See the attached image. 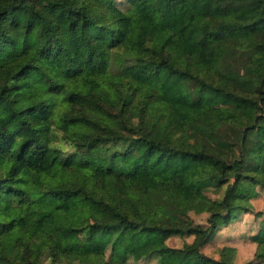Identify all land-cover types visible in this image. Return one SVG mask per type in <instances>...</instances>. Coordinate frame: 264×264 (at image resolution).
I'll return each instance as SVG.
<instances>
[{
	"label": "trees",
	"instance_id": "obj_1",
	"mask_svg": "<svg viewBox=\"0 0 264 264\" xmlns=\"http://www.w3.org/2000/svg\"><path fill=\"white\" fill-rule=\"evenodd\" d=\"M259 52L264 0H1L0 264H264L250 201L264 189ZM118 180L124 200L109 192ZM208 189L220 195L197 222ZM241 212L249 258L224 241Z\"/></svg>",
	"mask_w": 264,
	"mask_h": 264
},
{
	"label": "rangeland",
	"instance_id": "obj_2",
	"mask_svg": "<svg viewBox=\"0 0 264 264\" xmlns=\"http://www.w3.org/2000/svg\"><path fill=\"white\" fill-rule=\"evenodd\" d=\"M1 2V0H0ZM128 24V19L127 18H120L113 20L110 25L112 27V34L115 37L121 38L123 37L125 33V29ZM253 63L255 67L258 69L264 68V52H259L255 53L253 55ZM236 104L240 108V110L245 113L246 115L250 116L252 114V108L248 106L247 103L238 101L236 100ZM168 122L170 125L175 128V129H180L183 125V118L179 110L173 109L169 113L167 117ZM163 162L167 163L172 169L176 168L177 165V158L174 156H169L167 158H164L162 160ZM35 180H41L44 179L42 174H36ZM153 182L152 178L148 176L141 177L137 181V187L141 193L144 192L145 188ZM126 183L124 180H118L115 182L110 183L109 185V192L112 196L124 200L126 196ZM256 189L258 191V194L255 195L254 197L250 198V201L252 203L253 208L256 209H261V216L264 217V189L260 188V186H256ZM220 192L217 194L213 193L210 191V189L206 190L204 195L202 196V207L203 211L201 213H191L192 218L197 221V222H204L207 216V205L210 202V199L213 196H219ZM255 218V217H254ZM253 215L252 213L248 212H241L239 217L230 221L229 223L226 224V239L224 241L226 242H233L237 248L239 249V252L243 254L244 258H249V256L252 255L253 252V244L247 237V233L252 229V224H253ZM164 240L166 243L172 246H180L184 241L190 242L192 240L191 235H186V236H180V235H169L164 237ZM219 243V242H217ZM131 248L134 250L135 254H139L142 250L145 248L151 247L154 244H156V239L147 242H142V243H134L131 242ZM215 243H210L207 244L203 247V250L206 251L209 254L212 255H217V249L215 248ZM96 247L101 246V242L98 241L96 242ZM129 264L133 263V259L130 258L128 260ZM145 264H156L154 258L150 259H142L141 260ZM42 264H53L49 261V259L43 260Z\"/></svg>",
	"mask_w": 264,
	"mask_h": 264
}]
</instances>
